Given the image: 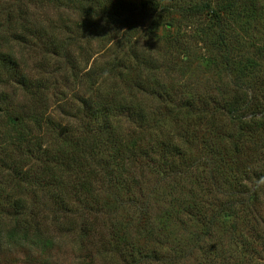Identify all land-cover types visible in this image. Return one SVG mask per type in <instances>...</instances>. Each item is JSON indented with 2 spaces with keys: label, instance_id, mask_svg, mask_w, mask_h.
Masks as SVG:
<instances>
[{
  "label": "rangeland",
  "instance_id": "374dc122",
  "mask_svg": "<svg viewBox=\"0 0 264 264\" xmlns=\"http://www.w3.org/2000/svg\"><path fill=\"white\" fill-rule=\"evenodd\" d=\"M94 1L0 0V264H264V0Z\"/></svg>",
  "mask_w": 264,
  "mask_h": 264
},
{
  "label": "trees",
  "instance_id": "16d2710c",
  "mask_svg": "<svg viewBox=\"0 0 264 264\" xmlns=\"http://www.w3.org/2000/svg\"><path fill=\"white\" fill-rule=\"evenodd\" d=\"M78 4L80 5L81 9L84 10H89L90 6H92V4L95 2L94 0H87L88 2H85L83 4V1L85 0H77ZM150 0H138L139 2V8L140 10L143 9V7L149 3ZM170 5L169 7H171L173 10H175V12L178 11V9L180 10L178 14H180L181 16H194V15H204L207 16L210 20V22L213 21L212 24H216L215 30L218 33V38L219 39L217 41L218 43V48L221 49V46H226L224 47L225 55L224 56V62L226 64H230V63H234L235 59L234 57L236 56H232L233 55V51L231 50L229 45H226L221 39L224 38L223 35V31H221V29H223V25L225 23V19L226 17L224 16L225 14L228 15H232L235 14L237 16H241V14L245 11L246 7L243 4V0H223L224 2L218 1V0H167ZM245 2V1H244ZM152 4L149 7V10L151 12H153L154 10L151 8L152 6H158L159 2L158 0H152ZM255 3L252 2V6H248L251 9H254ZM175 7V8H174ZM143 13L147 14V11H144ZM114 14V13H112ZM172 24L170 23L169 26H171ZM2 61H0V70H2V68H6V67H12V65L9 64V62H11V59L7 60L6 58L1 59ZM245 80L241 79V77L235 79L233 81L234 84V89L237 91H239L240 88H242L241 86L244 84L242 82H244ZM25 83V82H23ZM245 92V91H244ZM2 94H0V103L2 102ZM83 100V99H82ZM88 101V102H87ZM85 106L88 108L89 110V114L91 116V118H97L98 116L101 118L102 116H105L104 113H101V109L99 110L98 108H96V103H94V101H90L87 99L83 100ZM250 103V104H249ZM244 107V109H249V108H255V109H260L258 112H252V116L250 117L248 121L251 120L252 121H258L260 120V117L264 114V106L261 107L260 105H257V103H254L252 98L244 95H239L237 93H233L229 98H227L219 107L222 109H225L227 111V113L229 115H237L239 113V111ZM242 126H240V132L238 135H240L239 137L241 138L242 136L244 137V133L245 135L250 133L252 134V132H254L256 129L254 128V126H258L259 128H262L264 126V121H258V122H254V123H246L244 121H241ZM254 125V126H253ZM67 129H65L64 131H61V135L62 133H67L66 132ZM243 134V135H242ZM239 139V138H237ZM217 171V170H215ZM219 184V183H218ZM25 206L21 207V210L24 209Z\"/></svg>",
  "mask_w": 264,
  "mask_h": 264
}]
</instances>
